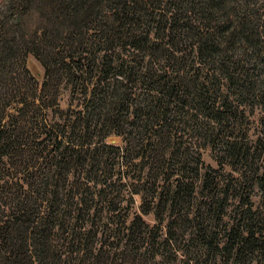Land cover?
<instances>
[{
    "label": "trees",
    "instance_id": "obj_1",
    "mask_svg": "<svg viewBox=\"0 0 264 264\" xmlns=\"http://www.w3.org/2000/svg\"><path fill=\"white\" fill-rule=\"evenodd\" d=\"M263 64L264 0H2L0 264H264Z\"/></svg>",
    "mask_w": 264,
    "mask_h": 264
},
{
    "label": "rangeland",
    "instance_id": "obj_2",
    "mask_svg": "<svg viewBox=\"0 0 264 264\" xmlns=\"http://www.w3.org/2000/svg\"><path fill=\"white\" fill-rule=\"evenodd\" d=\"M2 0H0L1 3ZM253 54V53H250ZM264 65V64H263ZM35 67V66H34ZM256 78L260 81H262L264 83V71L260 72L258 74H256ZM69 100L67 97V93L66 91H62L61 97H60V105L63 109H65L68 106ZM239 113H238V118L240 116V126H241V131H248V135L249 138L254 142L256 141L258 138H260L261 140L264 141V126L261 124V120H262V110L259 107H257L256 105H250L249 107L247 105H243L239 108ZM241 113V115H240ZM237 128H239V124H237ZM109 144H121V139L117 138V137H111L108 140ZM263 160H264V154H263ZM203 161L206 165H211L213 167L216 166L214 160L212 159L210 152L209 151H205L203 154ZM227 169H231L230 167H226L225 170ZM252 202L253 204L256 206L258 203V195L254 194L253 198H252ZM139 206V199L135 198V202L132 205V213L137 212V208ZM148 220L149 223H153V219L151 217H147L146 218ZM76 245V242H73V246ZM61 253L64 252V249H60ZM109 256H111V253H107ZM92 264V263H90ZM208 264H213V263H208ZM217 264H222L217 262Z\"/></svg>",
    "mask_w": 264,
    "mask_h": 264
}]
</instances>
